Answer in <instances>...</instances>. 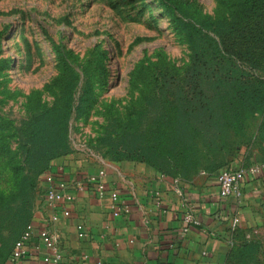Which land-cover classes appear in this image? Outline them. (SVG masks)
Instances as JSON below:
<instances>
[{"label": "rangeland", "instance_id": "obj_1", "mask_svg": "<svg viewBox=\"0 0 264 264\" xmlns=\"http://www.w3.org/2000/svg\"><path fill=\"white\" fill-rule=\"evenodd\" d=\"M263 2L0 0V204L15 197L28 172L25 121L56 104L79 105L70 120L72 151L56 160L84 154L114 161L117 152L104 140L119 138L126 123L141 117L157 75L179 77L191 64L192 50L174 22L181 8L235 28L261 20ZM68 85L77 99L64 92ZM260 123L254 114L229 131L237 149L224 166L264 164ZM45 175H35L32 220L44 198ZM245 241L257 244L248 264H264V218L239 232L236 247ZM11 251L12 244L0 240V264L11 263Z\"/></svg>", "mask_w": 264, "mask_h": 264}, {"label": "trees", "instance_id": "obj_2", "mask_svg": "<svg viewBox=\"0 0 264 264\" xmlns=\"http://www.w3.org/2000/svg\"><path fill=\"white\" fill-rule=\"evenodd\" d=\"M261 8V20L235 28L222 20L195 18L181 8L174 22L192 50L191 64L179 77L157 75L141 117L126 123L119 138L104 140L117 152L114 161L146 163L185 179L202 170H221L237 149L229 131L254 114L261 115L259 138L264 142V2ZM72 87L64 92L75 100ZM78 107L56 104L23 124L28 172L15 197L0 204V240L10 242L12 250L33 221L35 175L51 171L56 159L72 151L70 120ZM256 247L246 241L235 244L225 264H248Z\"/></svg>", "mask_w": 264, "mask_h": 264}, {"label": "crops", "instance_id": "obj_3", "mask_svg": "<svg viewBox=\"0 0 264 264\" xmlns=\"http://www.w3.org/2000/svg\"><path fill=\"white\" fill-rule=\"evenodd\" d=\"M52 171L75 199L56 208L48 206L45 183L44 198L32 222L35 231L47 228L58 234L62 264H225L239 232L264 218V169L248 172L243 195L228 198L219 194L217 174L200 172L189 179L176 178L132 160L72 154L54 161ZM102 171L105 192L96 191L93 185L77 189L81 174ZM112 191L129 207L128 212L114 215ZM63 206L70 208L71 216L51 221ZM189 213L198 223L186 220ZM80 224L84 237L79 236ZM50 253L36 235L30 255L10 264H48L44 258Z\"/></svg>", "mask_w": 264, "mask_h": 264}, {"label": "built area", "instance_id": "obj_4", "mask_svg": "<svg viewBox=\"0 0 264 264\" xmlns=\"http://www.w3.org/2000/svg\"><path fill=\"white\" fill-rule=\"evenodd\" d=\"M264 169V164L256 163L251 166H231L227 165L223 167L217 173V183L219 187V194L222 198H228L231 196L241 197L243 195V184L245 177L248 172L256 173ZM105 172L102 171L100 174H92V175H84L81 174L80 180L76 181V187L79 191H83L87 186L93 185L95 190L98 192H105L107 190L106 183L103 181L102 177ZM45 183L47 184V189L45 193V201L48 206L52 208H56L60 203H71L75 199V195L71 192H66L64 190L65 184L59 183L57 181L56 175L51 170L45 175ZM178 180L176 179V183L178 184ZM60 186V188H59ZM176 191L181 193V188L176 186ZM112 208L114 215H119L122 212H128L129 207L119 199V194L116 191H112ZM70 208L63 206L60 212L55 213L51 216V221L56 222L61 217H69L71 216ZM186 220L190 223H198L197 218L189 213L186 216ZM233 229L238 227V221L236 219L232 222ZM79 230V236H85V229L83 225L77 226ZM38 236L47 249L51 251L44 260L48 264H62L63 253L60 245V238L58 234L50 231L47 228L39 229L35 231V226L33 222H31L26 230L23 232L20 239L15 243L14 248L11 252L10 261L15 262L24 258H27L30 255V243L35 236Z\"/></svg>", "mask_w": 264, "mask_h": 264}]
</instances>
